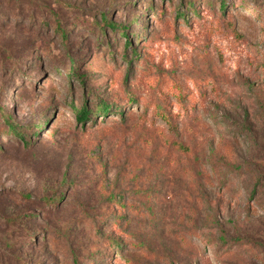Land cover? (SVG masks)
I'll list each match as a JSON object with an SVG mask.
<instances>
[{
	"label": "rangeland",
	"instance_id": "obj_1",
	"mask_svg": "<svg viewBox=\"0 0 264 264\" xmlns=\"http://www.w3.org/2000/svg\"><path fill=\"white\" fill-rule=\"evenodd\" d=\"M0 264H264V0H0Z\"/></svg>",
	"mask_w": 264,
	"mask_h": 264
},
{
	"label": "trees",
	"instance_id": "obj_2",
	"mask_svg": "<svg viewBox=\"0 0 264 264\" xmlns=\"http://www.w3.org/2000/svg\"><path fill=\"white\" fill-rule=\"evenodd\" d=\"M125 33V32H124ZM128 33H125V35H127ZM127 39V43L130 44L129 39L130 38H126ZM109 110V106L105 105L103 107V111L105 113H107ZM90 110L88 109V106L85 104L83 107H81V109H77V116L79 120H86L89 116ZM10 130L13 132H18L17 128L15 126H13L12 124H9ZM19 133V132H18Z\"/></svg>",
	"mask_w": 264,
	"mask_h": 264
}]
</instances>
